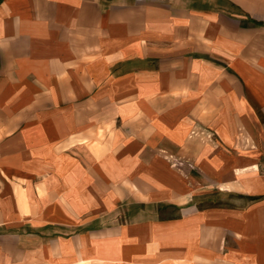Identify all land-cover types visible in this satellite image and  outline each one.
<instances>
[{"label":"crops","instance_id":"crops-1","mask_svg":"<svg viewBox=\"0 0 264 264\" xmlns=\"http://www.w3.org/2000/svg\"><path fill=\"white\" fill-rule=\"evenodd\" d=\"M0 264H264V0H0Z\"/></svg>","mask_w":264,"mask_h":264}]
</instances>
